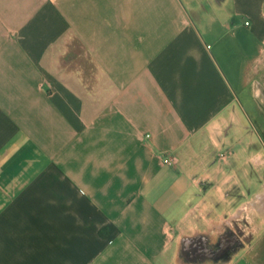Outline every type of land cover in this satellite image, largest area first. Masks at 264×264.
<instances>
[{"label": "crops", "instance_id": "0c3cea01", "mask_svg": "<svg viewBox=\"0 0 264 264\" xmlns=\"http://www.w3.org/2000/svg\"><path fill=\"white\" fill-rule=\"evenodd\" d=\"M256 115L264 0H0V264H264Z\"/></svg>", "mask_w": 264, "mask_h": 264}, {"label": "rangeland", "instance_id": "374dc122", "mask_svg": "<svg viewBox=\"0 0 264 264\" xmlns=\"http://www.w3.org/2000/svg\"><path fill=\"white\" fill-rule=\"evenodd\" d=\"M254 120L256 123V128H258L261 132H264V126L262 125V123L258 124L262 122V117L256 115L254 117ZM258 208L256 207L255 210H251L250 218L253 223L250 225V227H246V226L243 227V226H238L237 224H235L234 229L238 232V235L240 238L245 239L249 237L250 239L252 238L253 242L258 241V239L259 241H261L260 237L264 235V212H260V209ZM221 232L224 235L226 241L228 237L231 238V235H235V233L231 232L230 226H228L226 223L221 228ZM226 241H223L224 244L222 245L223 247L225 246V248L227 247ZM260 245L261 244H255V251L258 250V247Z\"/></svg>", "mask_w": 264, "mask_h": 264}, {"label": "built area", "instance_id": "2783aa9c", "mask_svg": "<svg viewBox=\"0 0 264 264\" xmlns=\"http://www.w3.org/2000/svg\"><path fill=\"white\" fill-rule=\"evenodd\" d=\"M247 23H249V22L247 21ZM146 136H147V137H150V134H147ZM164 159H165V161L168 162V163H172V162H173V160H172V158H171L170 156H167V157H165Z\"/></svg>", "mask_w": 264, "mask_h": 264}]
</instances>
